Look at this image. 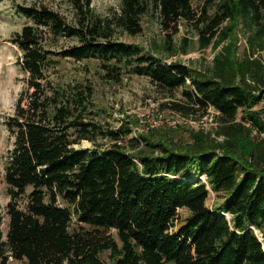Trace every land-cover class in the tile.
<instances>
[{"label":"trees","instance_id":"16d2710c","mask_svg":"<svg viewBox=\"0 0 264 264\" xmlns=\"http://www.w3.org/2000/svg\"><path fill=\"white\" fill-rule=\"evenodd\" d=\"M92 1L70 0L65 11L17 7L31 20L12 38L29 80L6 122L15 140L5 167L10 220L4 239L0 214V264H107L104 252L110 264H264V107L255 109L264 105V0H205L201 12L193 0H121L106 15ZM148 14L167 32L170 55L188 52L173 40L181 20L195 25L202 48L223 45L204 70L164 62L119 37L140 34ZM240 23L250 33L243 58ZM62 59L99 60L109 80L128 70L163 92L181 89L182 99L163 106L184 119L215 109L217 137L186 138L182 124L132 137L128 125L96 131L87 119L93 86L51 78ZM100 133L110 145L78 146ZM210 189L226 202L210 207ZM183 208L189 215L175 225Z\"/></svg>","mask_w":264,"mask_h":264},{"label":"rangeland","instance_id":"374dc122","mask_svg":"<svg viewBox=\"0 0 264 264\" xmlns=\"http://www.w3.org/2000/svg\"><path fill=\"white\" fill-rule=\"evenodd\" d=\"M70 0H0V214L2 216L3 238L7 239L9 220L7 204L10 201L8 185L5 180V167L9 151L14 145V136L10 133L7 126V119L14 113L21 94L28 88L29 73L23 66V53L19 46L12 41L17 32H20L24 25L31 22L30 19L18 12L17 7H29L34 4H46L55 9L63 11L68 9ZM121 0H93L92 5L97 13L106 15L111 13L113 8L119 9ZM205 0H193V6L197 12H201ZM213 12V9H212ZM229 24L228 22L225 25ZM224 25V26H225ZM179 31L173 34V40L177 46H187L188 52L183 53L182 47L175 55H170L164 49L166 33L160 28L157 17L148 14L143 17V31L132 36L120 34L121 40L144 47L155 56L163 59L164 62L173 60L186 64L191 70H204L210 66L215 54L220 47L202 48L199 42V32L193 23L181 20ZM171 32V31H170ZM237 32V45L239 57L243 58L248 51L249 30L240 23ZM185 39L187 40L185 42ZM67 45V44H66ZM101 61L96 59H86L76 61L72 59H62L56 71H51V78L55 82L63 85L69 83H87L94 88V104L90 107L88 120L97 128L101 126L104 130H119L122 125L130 128L140 127L139 119L141 116L150 119L157 114H163L169 120L181 125V135L189 138V132L204 131L212 137H217L218 122L216 111L209 108V114L204 117L181 118L163 106L171 100L182 99L181 89L170 92H163L146 76H139L127 71H123L120 81L109 80L104 77V70ZM189 82V81H188ZM264 105L260 104L255 109H261ZM244 115V114H243ZM242 118V114L239 116ZM137 121V122H136ZM139 121V124H138ZM176 125V126H177ZM170 126V125H164ZM174 127V126H173ZM101 128L96 129V131ZM147 125L142 130H146ZM139 133V132H138ZM137 133V134H138ZM256 137L257 132H253ZM135 136L131 133L130 137ZM129 138V137H128ZM111 141L107 135L98 134L93 140L83 139L78 144L79 147L94 146L106 147ZM30 192V188L28 189ZM27 196L22 197L19 202L24 206ZM226 202L225 193L213 192L210 189L208 204L221 206ZM175 225L183 222L189 215L187 209L177 211ZM78 223L74 219L73 226ZM102 259L110 264L109 252L102 254ZM9 264H25L24 261L9 259Z\"/></svg>","mask_w":264,"mask_h":264},{"label":"built area","instance_id":"2783aa9c","mask_svg":"<svg viewBox=\"0 0 264 264\" xmlns=\"http://www.w3.org/2000/svg\"><path fill=\"white\" fill-rule=\"evenodd\" d=\"M139 121H140L141 128L138 127L139 125L137 127H134L135 135L137 134V132L144 131L142 129L145 125H147L146 130H148L149 128H153V127L164 126L167 124L170 126H176L177 125L176 124L177 122L169 120V118H166V116H164L163 114H160V113L151 119L149 117L141 116ZM261 135L264 136V133H262Z\"/></svg>","mask_w":264,"mask_h":264}]
</instances>
